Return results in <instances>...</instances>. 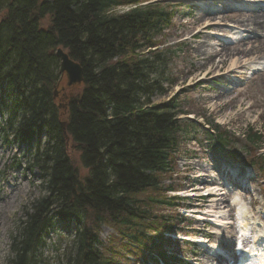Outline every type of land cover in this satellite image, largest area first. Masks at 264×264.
Instances as JSON below:
<instances>
[{"label":"trees","instance_id":"trees-1","mask_svg":"<svg viewBox=\"0 0 264 264\" xmlns=\"http://www.w3.org/2000/svg\"><path fill=\"white\" fill-rule=\"evenodd\" d=\"M148 1L0 0V131L9 143L28 144L46 192L14 238L8 264H37L55 221L76 223L68 264H179L167 249L175 224L157 210L180 200L163 182L175 173L181 133L190 127L179 116L191 113L174 97L153 102L171 80L173 51L160 46L175 12L169 2ZM57 48L84 72L65 124L54 98L62 81ZM211 126V145L225 150L231 134ZM245 137L253 148L246 163L264 181V154L257 155L264 135L249 128ZM104 225L118 233L108 243L100 240Z\"/></svg>","mask_w":264,"mask_h":264},{"label":"rangeland","instance_id":"rangeland-1","mask_svg":"<svg viewBox=\"0 0 264 264\" xmlns=\"http://www.w3.org/2000/svg\"><path fill=\"white\" fill-rule=\"evenodd\" d=\"M157 1L169 2L171 4L169 10H173L175 14L170 28L167 29L165 43L160 46L162 49L164 47L173 51L167 73L168 79L171 80L163 83L165 93L156 94L153 102L161 104L174 97L177 98V102L183 110L191 113L179 116L184 120L183 125L190 127L189 131L181 133L175 173L166 176L163 182L164 186H173L176 189V192H168V196L181 194L191 197L186 200H175L174 203L178 208L167 206L158 209L157 213L170 216L172 224H175L174 231L166 234L173 237L171 241L173 244L169 245L167 249L171 253H178L179 264H206L204 261L207 256H211L215 250L223 251L225 249L219 247L217 238L212 237L215 232L224 237L222 232L213 224L197 226L196 218L200 212H196L197 209H191L197 203H201L195 196L197 193L192 190L198 185L204 186L206 194L209 192V186L213 184L197 180L202 169L210 170L211 174L215 173L216 178H221L219 182L224 181V185H230V189L236 192L230 197V202L236 197L237 204L245 205L250 213L254 212L255 214L259 211L264 217V183L256 181L254 172L251 171L248 183L244 184L248 187L242 190V186H239L237 182L235 183L233 180L230 182L229 178L220 177L216 170L219 163L228 165L229 157L235 160L238 165L245 164L249 150L253 149L245 141V135L249 128L264 135V53L254 56L253 59L263 65H255L256 69L252 68L250 73L242 72L245 66L250 65L247 62L253 61L249 58H244L236 70L229 72V77L233 78L231 84L222 78L212 77L215 73H209L202 78L210 65L207 63L203 67L200 66L201 56L194 51V47L200 41L201 36L197 37L195 33L212 21H208V19L196 21H199L203 10L209 13H218L219 17L214 19L215 28L211 30L215 36H219L220 40L207 41V43L216 44L215 48L217 49H221L223 44L233 47L236 40L244 33L242 31H245L231 27L233 19L239 14V9L234 8L233 1L226 2V0H206L205 7L194 4L195 0H150L145 4ZM240 5L243 6L242 9H247L246 7L249 6L248 3ZM261 6V4L258 5V7ZM2 15L3 13H0V18ZM41 26L42 28L49 26L48 17L41 21ZM204 35L206 34L203 33L202 36ZM218 60L219 58L216 61ZM230 62L223 66L221 72H227ZM61 80L60 85L66 88V93H69L71 97L79 95L82 90L79 89L80 86L67 87L66 78L62 77ZM173 80L174 83H171ZM217 93L222 94L225 103L221 104L223 101L216 98ZM68 101L69 99H63L62 92H58L57 104L60 106L64 124L66 123ZM187 117L193 123L186 121ZM1 122L2 117L0 116ZM211 124L219 125L222 131H228L231 134L230 143L225 150L219 147L214 148L211 145L212 142L207 135L208 131H212ZM12 139L13 137L10 138V140ZM45 141L46 138L43 137L42 144ZM66 145L70 157L80 166L78 163L79 153L69 138ZM261 152H264V142L261 144V149L257 150V154L259 155ZM30 153L27 143H22L19 140L9 143L0 131V264L9 263L14 255L12 251L14 238L20 234L28 214L32 213L33 203L46 195L42 187L41 172L33 167ZM81 173L86 174L87 171L81 169ZM213 185H216V189L222 187L218 185V182ZM192 210L194 213H190ZM237 212L236 207L232 212L225 209L223 211L225 222L231 224L232 218L237 216ZM254 224L264 228V218L260 222L257 220ZM75 227L74 221L69 224L55 221L54 226L45 237L44 246L37 252L35 257L37 264H68V257L75 254ZM197 227L202 231L194 232ZM201 233L210 235L208 243L200 237ZM225 235L226 239L230 238L227 231ZM112 236H118L116 230L106 225L101 227L100 240L102 242L108 243ZM213 246L214 249H212ZM228 249L233 250L232 246L226 248V250ZM227 252L230 253L229 250ZM220 263L214 262V264Z\"/></svg>","mask_w":264,"mask_h":264},{"label":"bare ground","instance_id":"bare-ground-1","mask_svg":"<svg viewBox=\"0 0 264 264\" xmlns=\"http://www.w3.org/2000/svg\"><path fill=\"white\" fill-rule=\"evenodd\" d=\"M228 1H233L234 6L249 3L248 8L250 9L240 10L238 16L232 21L236 30H245L242 31L244 32L241 34L242 37H240V39L238 38L239 40L233 45V47L229 44H223L221 49H217L215 48L216 44H208L207 41L220 40L218 39L219 36H215L213 30H211L215 28L216 23L214 22V19L219 16L218 13H209L206 10H203L202 14L199 16V21L196 22L206 19L212 22L205 24L195 33V36L198 37L200 35L201 39L198 44L195 45L194 51L201 56V67L207 63L210 65L202 78L206 77L209 73H215L212 77L222 78L225 82L231 84L233 78L231 79L229 77V72L236 70L243 62L244 58L253 59L256 54L260 55L261 53H264V9H262L264 6V0H226V2ZM205 2L206 0H195L194 4L205 7ZM259 4L262 6L258 7ZM220 31L222 30L220 29ZM203 33L206 35L202 36ZM218 58L219 60L216 61ZM229 61L231 62L227 72H221L223 66ZM247 63L256 64V61L253 59V61ZM221 95L222 94L217 93L216 98L218 100H222L223 102H221V104H223L226 101ZM218 174L221 177L222 174L220 172ZM220 179L221 178L219 177H215V173L211 174L210 170L202 169V171H200L197 180L213 184L218 182V185L223 188L221 187V189H216V185L211 184L207 194L204 192V186L198 185L194 190H192V192L194 191L197 193L195 196H197L199 201H201V203H197V205L193 208L197 209L196 212H200L196 218V225H205L206 221H218L215 222V226L220 232H222L224 237L219 236L218 232L213 233L212 237L217 238V244L223 249L230 248L235 245L236 236L239 234L240 228V233H242V235H246L243 242L248 241L249 243L248 248L244 247L242 250L239 249L240 257L242 256L243 260L242 264H264V228L251 223L252 219L249 218L251 217L250 212H247L243 205L237 204V199H235L236 197L232 200V202H230V197L236 192L232 189L226 190L225 186L219 182ZM235 206L238 208V214H241V219L237 225L236 220H234L231 224H229L230 222H225L226 219L223 215V211H225V209L228 212H232ZM201 209H204V211H201ZM191 213H194V211L192 210ZM255 216L259 217L260 215L259 213H255ZM262 220L263 219H258L259 222ZM198 231L201 232L202 229L199 227L195 228L194 232ZM226 231L229 233V239H226ZM205 242L208 243L209 241L207 240ZM260 243L263 244V247H261L262 245L260 246ZM201 244H204V242H201ZM212 249H214V246ZM232 259L233 258L231 256L225 258L221 251L215 250L211 256H207L205 258L204 262H206V264H214L216 261L223 263L225 260L230 261ZM230 264H235L234 260L230 261Z\"/></svg>","mask_w":264,"mask_h":264},{"label":"water","instance_id":"water-1","mask_svg":"<svg viewBox=\"0 0 264 264\" xmlns=\"http://www.w3.org/2000/svg\"><path fill=\"white\" fill-rule=\"evenodd\" d=\"M56 56L60 60L59 71L62 77H65L67 82V87H76L80 86L84 80V72L82 66L74 61L67 52H65L62 48H57ZM57 91L55 88L54 98H57Z\"/></svg>","mask_w":264,"mask_h":264},{"label":"flooded vegetation","instance_id":"flooded-vegetation-1","mask_svg":"<svg viewBox=\"0 0 264 264\" xmlns=\"http://www.w3.org/2000/svg\"><path fill=\"white\" fill-rule=\"evenodd\" d=\"M56 91H57V93L59 92H62V95H63V99H70V94L69 93H66V88H63L60 84H57L56 85ZM57 88H59V89H57Z\"/></svg>","mask_w":264,"mask_h":264}]
</instances>
